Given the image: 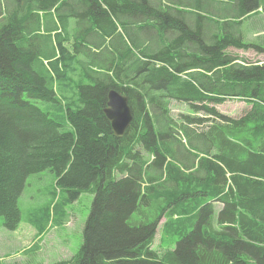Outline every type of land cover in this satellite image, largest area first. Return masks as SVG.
<instances>
[{
  "label": "trees",
  "instance_id": "obj_1",
  "mask_svg": "<svg viewBox=\"0 0 264 264\" xmlns=\"http://www.w3.org/2000/svg\"><path fill=\"white\" fill-rule=\"evenodd\" d=\"M87 1L85 13V0H0L3 226L17 229L28 177L50 171L69 201L93 194L79 252L53 264H264V60L228 51L264 54L231 31L261 1L217 0L207 15L194 0L193 19L153 0ZM121 7L137 20L138 39L113 21ZM218 13L237 17L222 20V37L208 18ZM146 32L150 42L140 39ZM79 62L89 83L75 86L78 105L65 104L60 123L37 103L60 105L57 82ZM111 89L133 114L120 138L103 113ZM231 99L249 109L238 118L219 112ZM172 101L186 112L172 114ZM152 203L153 217L128 222ZM176 215L183 230L159 257V222Z\"/></svg>",
  "mask_w": 264,
  "mask_h": 264
},
{
  "label": "rangeland",
  "instance_id": "obj_2",
  "mask_svg": "<svg viewBox=\"0 0 264 264\" xmlns=\"http://www.w3.org/2000/svg\"><path fill=\"white\" fill-rule=\"evenodd\" d=\"M218 0L219 6H230L233 0ZM264 2V0H260ZM170 13H180L188 18H196L197 12L194 0H153ZM207 8V7H206ZM208 9H204L206 12ZM229 12V11H228ZM203 15V14H201ZM211 20L219 22L220 34L225 26L222 20H236L232 13H218L210 15ZM225 18V19H224ZM140 22L139 25H150ZM151 21V20H150ZM152 22V21H151ZM264 20H254L258 28L263 27ZM144 32V31H143ZM207 35H212L207 33ZM252 33L250 34V36ZM152 37L151 32L140 34L141 40ZM165 36V33H164ZM166 39L171 40L175 36L173 32H166ZM206 37V34H205ZM151 39V38H150ZM245 42L253 41L264 44V30ZM68 48L70 44L66 45ZM232 54L244 57L251 62H262L264 54H256L253 50L242 51L230 48ZM79 61L83 57H78ZM68 81L57 82V94L60 105L52 108L50 104L38 102L37 105L44 111L52 112L51 117L60 123H64L65 104L75 108L78 105V96L75 86L78 83L87 84L85 70L79 63L75 64L74 70L70 71ZM67 78V79H68ZM216 108L224 115L238 118L242 116L249 106L242 100L231 99ZM172 114L186 112V106L176 101L171 102ZM68 129V128H65ZM93 194L91 192L81 193L76 200L69 201L66 193L59 191L55 184V175L50 171H44L28 177L18 205L21 211V221L16 230L9 231L3 226V218L0 217V264H53L57 261L70 260L78 252L83 242V228L91 209ZM155 204H139L137 210L131 215L128 222L132 225L145 221V216H152ZM153 217V216H152ZM185 216L176 215L168 224V217H163L159 222L152 250L161 257L167 250L175 247L177 237L182 232L183 219Z\"/></svg>",
  "mask_w": 264,
  "mask_h": 264
},
{
  "label": "crops",
  "instance_id": "obj_3",
  "mask_svg": "<svg viewBox=\"0 0 264 264\" xmlns=\"http://www.w3.org/2000/svg\"><path fill=\"white\" fill-rule=\"evenodd\" d=\"M200 4L202 5L203 0H199ZM213 2V3H212ZM217 0H204L205 6L208 8L207 15H209L212 10V6L216 5ZM21 3V2H20ZM25 5V4H24ZM121 11H117V17L113 19L115 23L122 24L121 26L126 27V30L128 31L129 35L134 37L135 39H138V22L136 19H132V16L127 14L122 7L120 8ZM91 12L89 9L88 1L85 0V13ZM129 12V11H127ZM91 17V16H90ZM92 18V17H91ZM264 20V3L259 2L257 4L256 11L248 13L246 16L240 19L239 26H234V28L231 30L232 34L241 37L243 40H253L252 38L259 34V31L264 30V22H261L263 24V27L261 29L258 28L257 24H253L254 20ZM89 20L87 19V16H85V28L88 25ZM230 30V29H228ZM88 32L85 29V33ZM117 32L122 33L121 28L118 26ZM252 35L250 36V34ZM124 39L126 40L127 37L125 34H123ZM93 36H95V33H93ZM250 43H255L253 41H250ZM258 44V43H255ZM262 47H264V44H258Z\"/></svg>",
  "mask_w": 264,
  "mask_h": 264
},
{
  "label": "water",
  "instance_id": "obj_4",
  "mask_svg": "<svg viewBox=\"0 0 264 264\" xmlns=\"http://www.w3.org/2000/svg\"><path fill=\"white\" fill-rule=\"evenodd\" d=\"M103 113L111 125L113 135L118 138L123 137L133 120L128 98L115 89L109 90Z\"/></svg>",
  "mask_w": 264,
  "mask_h": 264
}]
</instances>
